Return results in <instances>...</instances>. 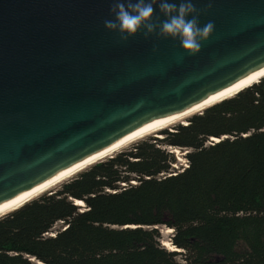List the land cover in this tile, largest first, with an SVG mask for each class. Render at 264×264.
<instances>
[{"label": "water", "instance_id": "obj_1", "mask_svg": "<svg viewBox=\"0 0 264 264\" xmlns=\"http://www.w3.org/2000/svg\"><path fill=\"white\" fill-rule=\"evenodd\" d=\"M117 2L0 0V207L264 68V0H191L214 25L195 55L159 28L122 39L105 26Z\"/></svg>", "mask_w": 264, "mask_h": 264}, {"label": "trees", "instance_id": "obj_2", "mask_svg": "<svg viewBox=\"0 0 264 264\" xmlns=\"http://www.w3.org/2000/svg\"><path fill=\"white\" fill-rule=\"evenodd\" d=\"M156 135L1 216L0 264H264V78Z\"/></svg>", "mask_w": 264, "mask_h": 264}, {"label": "clouds", "instance_id": "obj_3", "mask_svg": "<svg viewBox=\"0 0 264 264\" xmlns=\"http://www.w3.org/2000/svg\"><path fill=\"white\" fill-rule=\"evenodd\" d=\"M156 0H128L127 4L118 2L114 4L112 12L115 14L114 21H105L108 29L118 31L122 39L136 36L141 29H145V35L157 32L164 39L171 38L179 40L184 52L195 55L201 50L202 42L206 41L214 29L212 22L207 23L203 28L198 24V19L193 16L196 9L191 0H182L177 5L167 0H160V12L166 19L159 24L152 22L154 15L153 5Z\"/></svg>", "mask_w": 264, "mask_h": 264}, {"label": "bare ground", "instance_id": "obj_4", "mask_svg": "<svg viewBox=\"0 0 264 264\" xmlns=\"http://www.w3.org/2000/svg\"><path fill=\"white\" fill-rule=\"evenodd\" d=\"M262 77H264V68L261 69L260 71L256 72V73H253L250 76L242 79L238 83H236L233 86L225 89L224 91L218 93L217 95H214L213 97L209 98L207 101L202 103L201 105L193 108L192 110H190L184 114L174 116V117H170V118H166V119H162V120H158V121H154V122H151L147 125L140 127L139 129H137L136 131L127 135L126 137L121 139L119 142H117L113 146L107 148L106 150L86 159L85 161H83V162H81L75 166H72V167L60 172L59 174H57L53 178H51V179L45 181L44 183L34 187L33 189L23 193L22 195L15 198L11 202L7 203L6 205L1 206L0 207V217L11 212V211H13V210H15V209H17V208H19L21 205L30 201L31 199L47 192L50 188L55 187L56 185H59L60 183L70 179L71 177H73L74 175H76L77 173H79L80 171L85 169L86 167L94 164L95 162H98V161L104 159V157H110L113 153L120 151V149H123L126 145H128L130 143H133L137 140H140L144 137H147L151 134H154V133L165 129L168 126H172L176 123L185 125L186 119L190 115H192L193 113L199 112L203 107H205L207 105H210L212 103H216V102L223 100V99H228V98L233 97L239 91H241L242 89L247 88L250 85L256 83V81ZM211 141L216 142L217 139L212 138ZM173 151L175 153H177L176 150H173ZM75 205L82 207L83 204L81 201H76ZM171 232H172V230L167 228L163 233L168 234ZM162 246L168 251L176 250L173 248V246H171L168 243H163Z\"/></svg>", "mask_w": 264, "mask_h": 264}, {"label": "rangeland", "instance_id": "obj_5", "mask_svg": "<svg viewBox=\"0 0 264 264\" xmlns=\"http://www.w3.org/2000/svg\"><path fill=\"white\" fill-rule=\"evenodd\" d=\"M186 122V121H185ZM174 125H177V123L176 124H174ZM174 125H172V126H168L167 128H165V129H170V128H172ZM161 131V130H160ZM159 132V131H158ZM158 132H156V133H154V134H151V135H149V136H147V137H156L157 135V133ZM145 138V137H144ZM143 139V138H142ZM141 140V139H140ZM137 141H139V140H137ZM136 142V141H135ZM135 142H133V143H135ZM133 143H130V144H128V145H126L123 149H126V148H128V147H130ZM123 149H120V151L121 150H123ZM170 151H172V150H170ZM177 151V153H175L174 151H173V153H174V156H175V159H176V164L173 166V168L177 171V172H179V171H181L183 168H185V165H186V161H185V159L183 158V154L185 153V151H179V150H176ZM119 152V151H118ZM116 153V152H115ZM114 154V153H113ZM104 158H107V157H104ZM57 186V185H56ZM55 186V187H56ZM55 187H52V188H50L48 191H51L52 189H54ZM47 191V192H48ZM80 209L82 210L83 209V206L82 207H80ZM59 227V225H57V227L56 228H58ZM167 228H165V227H159L158 228V230H159V232H160V239H159V243H160V245L162 246V244L163 243H168V244H170V237H171V235H172V232L171 233H168V234H166V233H163L165 230H166ZM163 247V246H162Z\"/></svg>", "mask_w": 264, "mask_h": 264}, {"label": "built area", "instance_id": "obj_6", "mask_svg": "<svg viewBox=\"0 0 264 264\" xmlns=\"http://www.w3.org/2000/svg\"><path fill=\"white\" fill-rule=\"evenodd\" d=\"M185 167H186V165H185Z\"/></svg>", "mask_w": 264, "mask_h": 264}]
</instances>
